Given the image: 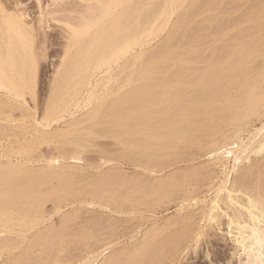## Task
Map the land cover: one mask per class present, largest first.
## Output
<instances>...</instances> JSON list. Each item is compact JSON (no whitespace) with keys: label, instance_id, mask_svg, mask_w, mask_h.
<instances>
[{"label":"bare ground","instance_id":"obj_1","mask_svg":"<svg viewBox=\"0 0 264 264\" xmlns=\"http://www.w3.org/2000/svg\"><path fill=\"white\" fill-rule=\"evenodd\" d=\"M34 5L0 0V264H264V0Z\"/></svg>","mask_w":264,"mask_h":264},{"label":"rangeland","instance_id":"obj_2","mask_svg":"<svg viewBox=\"0 0 264 264\" xmlns=\"http://www.w3.org/2000/svg\"><path fill=\"white\" fill-rule=\"evenodd\" d=\"M25 1L27 4V8L29 9V12L31 13V18H33L36 15V11H37V9H34L36 7L34 5L35 0H29V1L25 0ZM49 24L51 26L49 29H47V32H48L47 45H49V49L47 50V59L44 61V66L41 72L39 73V81H38V86H37L36 104L38 105L39 112H40V108H43V104H45L46 102V99H47L46 97L48 96L49 87L51 85L50 84L51 79L53 78L55 67L57 65L56 62H59L60 60L58 55L60 53L61 46L59 44L61 42H64L63 37H62L61 27L56 22H50ZM55 63L56 65H54ZM31 105L33 106L34 103ZM172 213L175 214V208H172L169 211H164L163 214H160V216L158 217L165 216V215L171 216ZM229 244L230 242L220 239L219 245L217 246L215 245L214 247L213 244H212L213 246L210 244L208 247V250L205 246H202L200 247L201 253H199L198 257L194 258L192 256H189L188 257L189 260L183 262V264H226L224 261L231 254V251L229 250L231 246ZM209 250L211 251V254H210V258L208 259L205 257L206 256L205 254H207ZM205 251H207V253H203ZM232 263L238 264L237 259L234 258Z\"/></svg>","mask_w":264,"mask_h":264}]
</instances>
